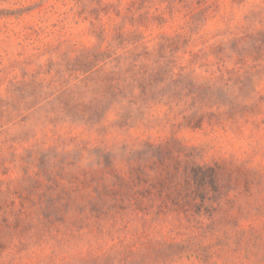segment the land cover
Masks as SVG:
<instances>
[{"label": "rangeland", "instance_id": "374dc122", "mask_svg": "<svg viewBox=\"0 0 264 264\" xmlns=\"http://www.w3.org/2000/svg\"><path fill=\"white\" fill-rule=\"evenodd\" d=\"M0 264H264V0H0Z\"/></svg>", "mask_w": 264, "mask_h": 264}]
</instances>
